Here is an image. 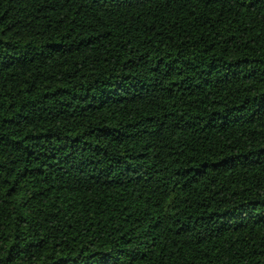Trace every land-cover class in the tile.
Segmentation results:
<instances>
[{
	"label": "trees",
	"instance_id": "1",
	"mask_svg": "<svg viewBox=\"0 0 264 264\" xmlns=\"http://www.w3.org/2000/svg\"><path fill=\"white\" fill-rule=\"evenodd\" d=\"M0 264H264V0H0Z\"/></svg>",
	"mask_w": 264,
	"mask_h": 264
}]
</instances>
